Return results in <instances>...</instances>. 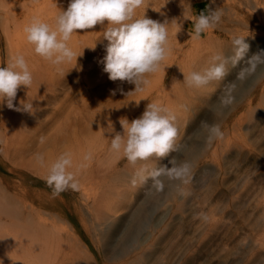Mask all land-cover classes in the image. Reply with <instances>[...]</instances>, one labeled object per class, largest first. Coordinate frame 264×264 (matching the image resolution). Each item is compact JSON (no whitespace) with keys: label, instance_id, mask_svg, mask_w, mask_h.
<instances>
[{"label":"rangeland","instance_id":"1","mask_svg":"<svg viewBox=\"0 0 264 264\" xmlns=\"http://www.w3.org/2000/svg\"><path fill=\"white\" fill-rule=\"evenodd\" d=\"M11 1L24 5L35 0ZM148 1L147 9L138 13L145 11L148 18L170 22L172 52L165 61L170 63V56L178 61V68L175 63L163 72L165 82L161 85L164 89L170 84L178 88V104H163L178 113L177 151L165 158L138 162L127 171L121 167L105 176L104 172H95L94 179L103 176L98 182L84 178L78 182V190L68 189L54 198L45 183L51 148L32 149L13 163L2 151L5 135L0 128V210L1 206L18 207L24 196L37 207L40 204L46 208L52 203L57 213L39 207L53 224L51 232L55 235L47 243L52 246L49 263L40 259V264H264V70L258 69L246 81L236 80L245 61L264 50V0H177L176 11L173 0H158V5L157 0ZM207 6L223 9L221 22L201 39H191L193 22L188 19ZM233 35L247 36L250 48L245 60L219 83L205 89L187 87L183 73L206 67L217 51L230 54ZM3 46L0 34L2 54ZM149 79L145 96L133 92L135 100L130 107L134 110L145 109L147 104L136 102L143 96L148 100L163 81L158 78L155 85L154 75ZM230 82L236 85V102L217 115L221 112L219 98ZM96 104L93 101L90 107ZM138 110L132 120L142 115ZM202 122L219 123L223 138L207 145ZM65 134L60 133L61 137ZM38 155L44 157L43 165L37 161ZM173 157L177 163L187 161L192 165L191 183L181 185L188 195L181 194L178 182L171 185L164 177L163 191L153 188L150 179L132 185L136 169L145 163L150 168L171 167ZM13 191L18 193L15 199L6 196ZM146 208L144 224L133 234L126 251L111 258L115 251L120 252L132 223ZM0 220V230H14L16 240L22 242L21 228L13 229L11 224L20 220ZM58 232L62 238L57 237Z\"/></svg>","mask_w":264,"mask_h":264},{"label":"bare ground","instance_id":"2","mask_svg":"<svg viewBox=\"0 0 264 264\" xmlns=\"http://www.w3.org/2000/svg\"><path fill=\"white\" fill-rule=\"evenodd\" d=\"M69 2L70 0H35L31 4L20 5L16 1L0 0V34L4 45L3 54L0 49V66H6L12 57L22 54L33 74L31 87L28 89L21 87L18 90L17 97L13 102L14 108H8L6 103L0 104V128L5 135L2 138L5 145L2 151L13 163L17 157L23 158L35 148L42 149L47 146L51 148L50 155H48L49 160L46 161L49 163H53L62 153L70 152L73 165L69 169L77 181L81 182L87 178L98 182V179L101 180L106 173L118 171L121 167L127 171V168L132 166L125 158L111 152L110 144L115 133L123 132L120 124L121 118L131 121L138 107L135 109L136 111L130 107L134 102L132 100H135L134 93L125 95L129 91H133L134 85L127 82L111 81L108 74L103 71L102 61L106 55L107 41L102 40V32L107 26V21L92 29L77 30V34H74L69 41V46L80 56L77 61L74 58L70 63L63 65L64 74L59 73L55 66L36 55L33 47L27 43L23 29L33 17H39L54 25L55 15L59 9L66 10ZM157 2L158 5L159 1L157 0ZM173 2L176 11L178 9L177 0H173ZM160 6L162 7V5ZM138 10L137 15H142L143 11L138 13ZM94 46V49L89 48ZM170 57V63L164 62L167 65L165 70H169L175 63L178 68L175 56ZM165 70L162 69L157 72L158 74H153L155 79H152L153 84L158 78H163V81L157 84L154 94L148 100L144 97L145 90L139 104H148L152 101L162 104H178L177 86L170 84L165 89L161 87L165 82L163 73ZM21 101L33 104L32 113L16 110V108H22ZM93 101L97 104L94 105L95 107H90ZM79 104L82 105L79 106ZM175 109L178 110V108ZM88 110H91V115H88ZM144 110L139 107L138 113L141 111L143 113ZM174 113L178 116L177 111ZM61 131L66 133L64 137H61L63 136L60 135ZM88 153H91V159L85 161L83 157ZM98 171L104 172V174L98 179H94L93 173ZM87 179L86 181H88ZM170 183L173 185L175 182ZM17 195L18 193L13 191L6 196L15 199ZM23 202H20L21 205L18 207L2 209L1 206L0 219L13 217L19 219L20 221H17L16 224H11L15 226L13 229H16L17 226L21 228L24 238L21 239L22 242H19L20 239L16 240V234L13 235L14 230L12 232L10 228L5 232L0 230V264H23L26 261H29V264H40L38 263L40 259L47 260L49 263L52 246L47 243H49L50 237H55L51 232L54 226L40 213L39 207L43 208L42 205L34 206L25 196ZM48 204L50 206L43 208L44 210L50 212L51 209H55L52 203ZM27 207L29 209L25 211ZM146 212L147 208L134 220L126 234V240L119 248L120 252L117 250L118 254H116L115 251L111 258L126 251L130 239L143 226ZM7 226L9 227L8 224ZM21 230L19 229V231ZM58 233L57 237L62 238V233ZM50 243H53L52 238Z\"/></svg>","mask_w":264,"mask_h":264},{"label":"clouds","instance_id":"3","mask_svg":"<svg viewBox=\"0 0 264 264\" xmlns=\"http://www.w3.org/2000/svg\"><path fill=\"white\" fill-rule=\"evenodd\" d=\"M146 4L147 0H70L67 9H59L55 15L54 25L39 17H33L23 31L34 53L64 74L63 65L70 63L74 58L77 61L80 56L69 46V41L77 34V30L92 29L107 21V26L102 32V40L107 41L106 55L102 61L103 71L111 81L127 82L135 86L133 91L125 93L126 96L133 92L142 93L150 84L149 77L162 69L165 70L167 65L164 62L172 52L169 42L170 22L161 23L148 18L145 11L142 15H137L138 9H147ZM189 7L191 8L190 3ZM222 16L221 7L213 9L207 6L191 19L185 18L193 22L191 39L199 40L203 34L214 30L221 22ZM246 37L233 35L230 54L223 51L213 53L206 67L183 73V83L189 88L205 89L213 83L223 81L230 69L245 60L250 48ZM95 46L89 48L94 49ZM258 69L264 70V50L245 61V66L237 73L236 80L246 81L255 76ZM32 83L33 74L26 58L22 54L15 55L6 66H0V104L6 103L8 108H14L13 102L18 90L21 87L28 89ZM235 87L234 82L225 85L219 98L221 112L217 115H222L223 110L231 108L236 102ZM21 105L22 108H16L17 111L32 113V103L21 101ZM120 124L123 132H117L111 138L110 151L125 158L132 166L153 158H165L177 151L176 115L158 101L148 103L139 118L132 121L121 118ZM201 127L207 145L224 136L219 123L202 122ZM83 159L90 160L91 153L85 154ZM37 161L43 165L44 157L38 155ZM169 163L171 167L164 165L155 168H150L145 163L136 169L131 180L132 185L136 186L138 182L144 184L150 179L152 187L159 192L165 187V182L161 179L164 177L169 182H178L177 187L181 194L188 195L181 185L191 183L192 165L187 161L177 163L175 157ZM72 165V154L64 152L48 167L45 183L52 189L54 198L68 189L78 190L79 183L75 175L68 170Z\"/></svg>","mask_w":264,"mask_h":264}]
</instances>
